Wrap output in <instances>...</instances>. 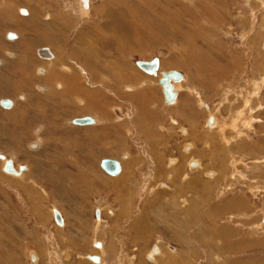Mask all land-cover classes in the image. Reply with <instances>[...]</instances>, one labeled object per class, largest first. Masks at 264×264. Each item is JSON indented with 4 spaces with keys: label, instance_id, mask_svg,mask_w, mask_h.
Instances as JSON below:
<instances>
[{
    "label": "rangeland",
    "instance_id": "1",
    "mask_svg": "<svg viewBox=\"0 0 264 264\" xmlns=\"http://www.w3.org/2000/svg\"><path fill=\"white\" fill-rule=\"evenodd\" d=\"M1 1L0 6H5L8 2V0ZM16 1L11 0L10 4H14ZM21 1L24 4H21L22 7L17 13L23 16L20 11L26 10L28 12L27 9H31V7L27 2L28 0ZM91 1L94 4L91 16L88 15L90 11H85V15L83 14L78 0H34L33 3L35 6L39 4L42 6V9L37 14L39 17L37 18L40 21L45 23L47 21L48 23L52 22L51 24L53 25L55 21L65 23V27L61 30L64 38L62 46L67 51L64 58V66L70 67L75 72L73 92L79 98L76 102L69 99L71 103L69 108L61 105L63 108L60 111V108L52 107L44 94L38 91L37 86H43V82L38 78H34V75L37 77L35 71L41 65L38 62L41 60V57L37 55V50L49 48L50 46L43 44L35 36L37 33L34 31L33 35L28 36L32 37V39L36 38L32 40V42H35L33 52L22 61H28L29 64L26 63L25 70L19 71L16 69L19 64L18 61H13V58L7 56L6 53L11 52L14 54L19 51L9 44L11 41L7 39V34L15 32L19 38L18 34L20 32L17 28L15 30H8L14 28H9L0 20V44L6 45L4 50H0V61L6 63L3 68L0 67V100L7 98L22 104L23 101L20 99L23 95L20 94H24L32 97V101H29V106L30 104H34L35 106H39L40 104L42 106L47 105L48 110L52 107L49 111L54 115L52 116L49 111H43L42 113L41 109L35 111L29 107L31 115H29L28 120L26 119L22 123L23 120L19 112L13 115L14 117L6 119L4 115L5 109L0 105V154H5L7 158H12L16 168L21 165L28 167V169L30 168L27 172L25 171V174L28 176H20V182H15L13 179L9 180L10 177L7 175L9 173H6L3 167H1L2 159H0V220L5 223L0 222V230L6 233V235L3 234V237H6V239L2 240L3 237L0 238L2 242H0V245L3 244L5 247V255L2 256L0 252V264H35L29 258L31 252L37 253L40 257V261H37L38 264H71L73 263L71 260L79 262L82 261V256L85 254H92L94 241L105 240L111 243L113 241L112 238H116L117 240L114 242L117 254L115 251H112V254L117 256L118 260L121 259L119 261L121 264H129V260L133 262V256H135V264H146L149 262L146 258L147 252L151 246L158 243H168L180 249L182 251L181 254L185 253L187 249H183L184 247L178 241L152 229V226L158 225L161 229L165 225L162 222L166 220L164 219V209L168 208L167 204H164L166 207L164 206L165 208L162 210L160 198L163 196L156 195L162 189L159 186V182L163 185L168 184L171 186V190L176 189L174 187L175 182L168 176L171 166L167 162L173 158L180 160V172H185L188 176L187 178H183V180L181 179V181L179 179L180 182L177 184L182 187H179L178 192H176L178 194L181 193L179 196L182 198L185 196L184 198L192 202L188 208H193L194 211L185 212L184 220L185 224L188 221L194 227L189 230L187 235L199 241L201 239L200 235L207 234L206 241L208 242V237L211 234L204 233V230L210 228L215 232L217 231L216 233L219 238L225 237L224 233L230 234V238L242 233L243 242L247 241L248 244L243 246V251L232 252V250L227 251L228 246L236 244L233 243L236 239L233 241L231 239L221 240L219 242L221 248H218V246L217 248L213 247L209 249L205 244L196 245L194 243L195 245L192 244V249L195 251L189 249L192 251L190 255H193L190 258V264H224V262L228 264V262L231 263L232 261L244 264H254L258 261L264 262V219L261 221L264 218V49L262 48V42L264 41V0H249L250 5L247 4V0H213V4H209L206 8L207 13L201 10V5L193 6L201 0H194L192 3L183 1V3L181 2L183 7L179 4V0H174L176 6L168 5L167 0H143V2L142 0H137L138 3L135 0H125L131 6L129 8H125V4L122 6L126 10L124 8L122 10L121 8L123 17L119 21V29H116V24L111 25L109 23L110 14L107 13L109 10L112 11L113 8H119L121 5L107 4L108 0ZM214 1L217 5H215ZM186 5H189L191 8L187 12H199L198 17L200 18V22L198 25L201 24L206 30L203 32V36H196L188 39L191 41L187 39L186 41L177 32L174 34L175 37L164 34V25L167 27L174 20L176 25H179L186 33L189 31L186 26L189 24L188 21L191 17L186 16V9L184 8ZM35 6H33V9L36 8ZM23 7H27V9ZM133 7L138 10H135L137 12L135 14L148 19L146 20L147 24L142 23L139 19H135L133 22V17L130 16L129 18L125 14L130 8L134 10ZM253 9H255L257 14L255 20H253L252 16ZM97 10L102 13L103 18L107 21L110 33H116L119 41L122 40L123 43L128 44L122 55L110 53L98 60H101L106 66L112 65L111 61L120 63L121 66H125L128 69L135 82L141 80L142 83L147 84L145 88L149 87L153 89L151 92L153 94L150 96L151 99L148 98L146 103H142L143 107H139L138 110L141 112L147 107L149 113H157L156 116H153L155 117V121L153 120L149 123V133L151 134L147 136L144 134L145 138H142L141 135L143 134L136 132L134 127L133 130L126 128L120 129L119 132L110 130V132H106L105 134H102L103 128H99L100 130L102 129L101 131H98V129L95 133L91 132L90 136L99 135L101 136L100 138L106 137L107 143L110 144L104 142L105 147L103 149L101 144H97L96 141H86L82 133L77 134L75 131H82L86 127H84L85 125H78L77 127V124H74V120L92 115L99 117L97 113L101 111V115H107L113 123L121 122L124 125L129 120L128 122L132 121L136 126L134 119L137 118L138 111L134 106L136 104L129 100L131 98L128 93L129 91H125V87L130 86L127 80L124 82H110L104 80L105 78L100 76L102 74L100 73L101 79L99 83L101 85L90 87L82 81L81 77L83 78V73L78 71L79 66L74 62L75 59L71 60L69 57L74 40H78V33L83 27L86 28L91 21L103 24L101 17L95 15L94 11ZM147 10L149 11L147 12ZM171 12L178 16H175V19L174 17H169L173 16ZM78 14L81 15L78 16ZM155 17L159 19L169 18H167L168 22L166 20L162 22L155 19ZM32 21L37 25L34 16ZM138 24L142 25L141 29L143 31L139 29L140 26ZM149 24L154 26L155 29H160L162 33L157 34L155 29L149 28ZM123 27L129 29L131 33L127 34ZM133 33H136V38L133 37ZM245 34L247 36L243 40L241 37ZM140 43L143 48L140 51H136ZM49 49L52 51L51 47ZM52 52L57 55V59L63 58V54H59V47ZM155 57L160 59L162 63L167 62L164 64L166 65L165 68H162L164 72L166 70L177 69L179 72L190 77L189 83L186 82L182 84V87L178 86L176 88L180 99L174 105L170 106L165 103L159 80L153 77L148 78V76L153 75L145 73L136 66L137 61H151ZM176 62H180L182 65L175 67ZM169 63L173 65L169 67ZM27 69L29 72H32L33 77L26 71ZM3 77L9 81V86L4 85L5 83L2 81ZM22 78L24 83L21 82ZM84 78L86 77L84 76ZM14 83L27 86H25V90L20 91L21 88H19L14 93L12 87ZM110 85L119 89V94H116L118 98H115L109 92L112 89ZM133 85H135L133 86L134 88L138 86L136 84ZM81 87L84 91L93 93L92 96L100 95L103 105L93 103V107H91L88 102H86V106L84 102L82 104L80 97L84 93L81 91ZM136 89L137 92H140L142 88L137 87ZM192 90L200 93L207 105L211 106L221 122L223 121L222 125L228 126L225 138L217 132L209 131L204 126L208 113L201 109L198 103L199 99L195 97L197 93L195 94ZM39 92L43 94L41 99L37 101L33 100L34 98L37 99ZM134 95L132 98L135 100L138 95L136 93ZM224 96H226L228 101L224 100ZM92 98L94 99V97ZM247 99H250L255 107H259L253 114L244 111V103ZM181 100L182 102H180ZM186 100H188L187 103ZM54 103H57V101H54ZM129 103H132L133 106L128 105ZM257 103L260 106H256L258 105ZM26 105L27 103L22 104V107L27 108ZM180 105L183 106L184 112L179 111ZM241 107L243 109L242 115L240 113ZM62 109L65 111V114ZM237 109L239 110L238 112ZM191 110L194 111V121H191L195 122V125L197 124L196 130L200 131L199 134L205 138L206 142L197 141L192 135L185 137L179 131V127L181 126L189 128L188 123L183 121L185 114L181 117L179 115L185 112L187 115H191ZM48 114L50 117H48ZM63 115H66V117ZM172 117L175 118L173 120L179 121L180 124H173L171 121ZM237 119L238 122L236 123L235 120ZM47 120L54 121L55 125L67 127V130L64 134L51 135L52 133L44 128L43 138L47 139L46 141L50 143H45V148L39 151V153H31L30 151L32 150L30 149L29 142H37L35 140L41 131V126L43 124L49 126ZM14 121L17 122V125ZM71 121L72 124H70ZM107 121L105 126L111 123L109 119ZM8 129L11 132L23 133L22 136L18 134L19 136L16 137L17 143L21 139L18 145L20 149L16 148L18 146L13 145L11 140H7V131L10 132ZM55 133L53 132V134ZM246 133L250 138L244 137ZM239 134H242V138L238 139ZM83 135H85V132H83ZM53 136L54 138L50 141V138ZM109 136H113L115 143H113L114 139L109 138ZM56 140L60 142L56 144ZM69 140L74 143L69 144ZM186 143H195L194 151L197 153L203 152V154H194V157H190L201 160L202 165L199 164L198 168H191V162L188 164V154L183 150ZM79 145L81 146L78 147ZM65 148H68L69 152L67 150L66 153ZM129 153L132 160L136 159V161L133 163L132 174L134 177H127L128 179H126L125 183L128 185L126 184L122 187L123 189L130 188L131 190V194H129V190L124 189L125 194L127 193V198L126 200L125 198L123 199L127 204H123L125 201L121 200L116 191L114 192L109 188L111 185L107 182L110 178L115 177L106 174L103 168L100 169L99 161L101 158H112L120 161L123 156L127 159ZM126 159L125 162L127 163L129 158ZM139 159L141 162L138 161ZM90 160H92V164ZM153 160L156 165H154ZM78 164L87 168L83 172L89 175L91 179L89 176L84 178V181L80 180V178L75 181L67 178L70 174H77L79 171L76 170ZM159 171H161L162 176H159ZM207 171H215L216 175L212 172L208 174ZM98 174L106 175V178ZM127 175L129 176V173ZM125 183L122 182V184ZM28 187L33 189L35 194L29 195V193H26L24 189ZM89 190H92V193H89ZM84 191L86 194L83 196ZM141 195L143 198H141ZM164 200L166 202L173 201L168 196L162 198V202ZM33 206H37L40 212L34 211ZM144 207L145 209L147 207V211L149 212V217H144L149 218L146 219V228L150 232H148L145 240L143 239L145 235L141 233V230H138L141 241H135L133 232L129 231V225L137 216L132 218L130 216L134 211L136 213L139 209L142 211ZM53 209L64 213L67 218L66 228L61 230L57 228L56 222L51 216ZM100 209L103 212L102 218L105 222V227L97 233L94 223L101 218L96 213ZM109 211H113V214H109ZM77 218L80 219V224L83 222L84 226H75L79 222L76 220ZM143 223L142 220V226H144ZM80 227L85 228L80 231L77 229ZM4 228L8 229L5 230ZM223 230H225L224 233ZM11 233L13 236H11ZM150 234L152 235L150 236ZM1 249L2 246H0ZM213 249H215L214 252ZM211 252L213 253L211 254ZM11 256L13 259H11ZM13 260L17 262L14 263ZM112 263L116 264V262ZM157 264H160V261Z\"/></svg>",
    "mask_w": 264,
    "mask_h": 264
},
{
    "label": "bare ground",
    "instance_id": "2",
    "mask_svg": "<svg viewBox=\"0 0 264 264\" xmlns=\"http://www.w3.org/2000/svg\"><path fill=\"white\" fill-rule=\"evenodd\" d=\"M1 1V0H0ZM136 1V3H138V1L137 0H135ZM140 1V0H139ZM168 1V5H174V6H176V4L174 3V0H167ZM176 1H178V0H176ZM183 1L184 2H189V3H192V2H194V0H179V4L183 7V5H182V3H183ZM199 1V0H198ZM213 0H201V1H199L198 2V4H194L193 6H200L201 7V10H204L205 11V13H207V6H209V4H213V2H212ZM2 2V1H1ZM10 2H11V0H8V2H7V4L5 5V6H0V20L2 21V22H4L9 28H14V29H8V30H15L16 28H17V30L20 32L18 35H19V38H18V36L15 34V32H14V34L16 35V38L15 39H8V34H7V39L9 40V41H11V42H9V44H11L12 45V47H15L17 50H19L17 53H11V52H8V53H6L7 54V56H9V57H11V58H13L12 60L13 61H18V65H17V68L16 69H18L19 71H23V70H25L26 69V63L27 64H29V62L27 61V62H22V61H24L23 59H25V57L27 58V57H29L30 55L29 54H31L32 52H33V47L35 46L34 45V43L35 42H32V40L33 39H36V38H33L32 39V37L30 38V37H28V36H31V35H33L34 33V31L37 33V35H35V36H37V38H39L40 40H41V42H43V44H45V45H48V46H50L51 48H52V51L54 50V49H56V48H60V52H59V54H63V58H58L57 59V55H55L52 51H51V49H49V48H46L47 50H43V51H41V49H36L37 50V55H39L40 57H41V60H39L38 62H40L39 64H41V65H39V68H37V70L35 71L37 74H36V76L37 77H35V75H34V78H38L40 81H42L43 82V86H37V88H38V91H41L43 94H44V96L46 97V99L48 100V102H50L51 104V106L53 107H56L57 109H59V111L61 110V108H63V106L65 107V108H69V106L71 105V103H70V101H69V99L70 100H73V102H74V100H75V102L78 100V98H79V96H77V95H75L74 94V92H73V89H74V71H73V69H71L70 67H68V66H64V58H65V56H66V53H67V51H65V49H64V47L62 46L63 45V43H62V40L64 39L63 38V36H62V32H61V30H62V28L63 27H65L64 25H65V23H63V22H61V23H59L58 21H55V23H54V25L53 24H51L50 22L48 23V21L45 23V22H43V21H40L38 18V16H37V14L39 13V11L42 9V6H41V4H39L38 6H35L33 3H34V0H28L27 2H28V4H29V6L31 7V9L29 8V9H27V7H23V8H26L27 10H28V12H29V15H28V12L26 11V10H24L25 11V13H23L22 11L23 10H21L20 11V13H21V15H23V16H20L18 13H17V11L22 7L21 6V4L23 3L24 4V2H22L21 0H17L16 2H14V4H10ZM78 2L80 3V7L82 8V10H83V14L85 15V11H90L89 13H88V15L89 16H91V13H92V6L94 5L93 4V2L91 1V0H78ZM142 2H143V0H142ZM182 2V3H181ZM91 3V4H90ZM146 3V2H145ZM214 3H215V5H217L216 4V2L214 1ZM250 3V1L249 0H247V4H249ZM76 4V3H75ZM107 4H112V5H121V6H119V8H113L112 9V11L111 10H109L108 11V13L107 14H110V17H109V23L112 25V24H116V29H119L120 28V24H119V21L121 20V18L123 17L122 16V11H121V8H122V6L124 5V6H126L125 8H129L131 5H130V3L127 1H125V0H113V1H111V0H108V2H107ZM135 4V3H134ZM223 4V3H222ZM77 5V4H76ZM142 5H144V4H142ZM151 5V4H150ZM189 5H191V4H189ZM189 5H186V7H184L185 9H186V16L187 17H191L190 18V20L188 21L189 22V24L186 26L187 27V29L189 30L187 33L184 31V30H182L181 29V27L179 26V25H176V23L174 22V21H172V23H170L171 25H169V26H171V27H169V26H167V27H165V25H164V28H165V33L164 34H166V35H168V36H171V37H175V35L174 34H176V32L179 34V35H181L185 40L187 39H190V38H194V37H196V36H199V37H201V36H203V32H205L206 30H205V28L201 25V24H199L198 25V23L200 22L199 21V17H198V13L199 12H190L189 13V11L187 12V10L188 9H191L190 8V6ZM250 5V4H249ZM18 6H20L19 8H17ZM33 6H35L36 8L35 9H33ZM79 6V5H78ZM192 6V5H191ZM264 6V5H263ZM136 7V6H135ZM150 7V6H149ZM17 8V9H16ZM77 8V7H76ZM124 8V7H123ZM123 8H122V10H123ZM124 8V9H125ZM151 8V7H150ZM197 8V7H196ZM72 9V8H71ZM133 9L134 10H132L131 8H130V10L128 11V12H125V14L130 18V16L131 17H133V22H134V20L136 19H139V20H141V22L142 23H146L147 24V22H146V20H148L146 17H143V16H140V15H138V14H135V13H137V12H135V10H136V8H134L133 7ZM193 9H195V8H193ZM15 10H16V12H15ZM75 10V9H74ZM126 10V9H125ZM151 10V9H150ZM136 11H138V10H136ZM149 10H147V12H148ZM152 11H153V9H152ZM183 11V10H182ZM253 12H252V16H253V20H255V16L257 15L256 14V11H255V9H253L252 10ZM42 12V11H41ZM52 12V11H51ZM95 12V15H99L100 17H101V21H103L102 23L103 24H98V23H96V22H89L88 23V25H87V27L85 28V27H83V29L82 30H80L79 31V33H78V40H74V45L72 46V48L70 49L71 51H70V54H69V57L71 58V60H74L75 59V63H76V65H78L79 66V70L78 71H80L81 73H83L82 74V76H83V78L81 77V79H82V81H84L86 84H88L90 87L91 86H98V85H101L100 83H99V81H100V79H101V77L100 76H103L105 79L104 80H108V81H118V82H124V81H128L129 82V85L130 86H126L125 87V91H129L128 93L130 94V101L131 102H133L134 104H136V105H134L135 106V108L137 109V111H138V113H137V118H135L134 119V122H136V126H135V124L131 121V122H126V123H124V125H123V123H117V122H112V120L107 116V115H105V116H103V115H101L102 114V112L100 111V112H98L97 114L99 115V117H100V119H99V117H97V116H84V117H90V118H92V120H93V123H88V124H83V125H85L84 127H86L84 130H82V131H75L77 134L78 133H82V136H83V138H86V141L88 140H90V141H92V142H94V141H96L97 142V144L99 143V144H101V146H102V149L105 147L104 146V142L105 143H107V139H106V137L105 138H100L101 136H99V135H94V137L93 136H90L91 135V132H93V133H95V131H97L99 128H103V133L102 134H105L106 132H110V130H114V131H116V132H119V130L120 129H132L133 130V127L135 128V130H136V132H139L140 134H143V135H141V137L143 138H145V136H144V134H146V136L148 135V134H151V133H149V123H151L154 119H155V117H153V116H156L157 115V113L156 114H154L153 112H151V113H149L148 111H149V109L146 107V109H143L141 112H140V110H138V108L139 107H143L142 106V103H146L147 101H148V98H150L151 99V94H153V93H151L152 91H153V89H150L149 87L148 88H145V87H147V84H144V83H142L141 82V80H137L136 82L132 79L133 77H132V75L128 72V69L125 67V66H121V64L120 63H117L116 61H111L112 62V65L111 64H109L110 66H106V65H104L103 64V62H101V60L99 61L98 59L99 58H101L102 56H105V55H108V54H110V53H113V54H120V55H122L123 53H124V51H125V49H126V47L128 46V44L127 43H123L122 42V40L121 41H119L118 40V38H117V34L116 33H114V34H111L110 33V31H109V29H108V23H107V21L103 18V16H102V13H100V12H98V10L97 11H94ZM116 12V13H115ZM169 12V11H168ZM203 12V11H202ZM75 13H77L76 11H75ZM80 13V12H79ZM204 13V12H203ZM41 14V13H40ZM43 14V13H42ZM119 14H121L120 16H118ZM182 14H184V13H182ZM79 15H81V14H78V16ZM147 15V14H146ZM170 15V14H169ZM171 15H173V16H169V17H174V19H175V16H176V14H173L172 12H171ZM33 16H34V18H35V21L37 22V25H36V23H33V21H32V19H33ZM43 16V15H42ZM118 16V17H117ZM156 16V15H155ZM165 16V15H164ZM178 16V15H177ZM176 16V17H177ZM38 17V18H37ZM51 17V16H50ZM81 17V16H80ZM79 17V18H80ZM152 17V16H151ZM169 17H167V18H169ZM150 18V17H149ZM167 18L165 17V18H162V19H159L158 17H155V19H158V20H160V21H162V22H164V20H166L167 21ZM50 19V18H49ZM53 19H55L54 17H53ZM65 19V18H64ZM153 19V18H152ZM116 20V21H115ZM113 21H115L114 23H112ZM159 21V22H160ZM83 22V21H82ZM81 22V23H82ZM156 22V21H155ZM158 22V23H159ZM168 22V21H167ZM3 23V24H4ZM63 23V24H62ZM77 23V22H76ZM75 23V24H76ZM140 23V22H139ZM141 23V24H142ZM150 23V22H149ZM2 24V25H3ZM167 24V23H166ZM139 25V24H138ZM155 25V24H154ZM168 25V24H167ZM140 26V25H139ZM142 26V25H141ZM141 26H140V30H142L141 29ZM144 26V25H143ZM149 28H151V29H155V27L154 26H152L151 24H149ZM144 28V27H143ZM148 28V27H147ZM146 28V29H147ZM76 29V28H75ZM78 29V28H77ZM123 29L126 31V33L127 34H130L131 32H130V30L129 29H127V28H124L123 27ZM133 29V28H132ZM135 29V28H134ZM156 30V32H157V34L158 33H160L161 31H160V29H155ZM143 31V30H142ZM145 31V30H144ZM147 31V30H146ZM153 31V30H152ZM9 32V31H8ZM136 32V31H135ZM155 32V33H156ZM10 33H12V32H10ZM17 33V32H16ZM153 33V32H152ZM162 33V32H161ZM139 35V34H138ZM149 35V34H148ZM93 36V37H92ZM247 35L245 34V35H243L241 38L243 39V40H245V37H246ZM133 37H135L136 38V33H133ZM18 38V40L17 41H15L16 39ZM76 38V37H75ZM142 40V39H141ZM151 40V39H150ZM186 40V41H187ZM188 41H191V40H188ZM126 42V41H125ZM62 43V44H61ZM189 43H191V42H189ZM10 45V46H11ZM34 45V46H33ZM192 45V44H191ZM264 41L262 42V48L264 49ZM6 47V45L4 44L3 46H1L0 45V50H4V48ZM143 47H142V45H141V43L139 44V47H138V49L136 50V51H140L141 49H142ZM189 48H191V47H189ZM81 49H85V50H81ZM186 49V48H185ZM196 50V49H195ZM260 53V52H259ZM19 55V56H18ZM28 55V56H27ZM184 59V58H183ZM45 60H47V61H45ZM69 60V59H68ZM77 60V61H76ZM190 60V59H189ZM35 61V60H34ZM163 62H165V61H163ZM173 62V61H172ZM165 63H167V62H165ZM165 63H162V61H160V59H159V68H158V70H157V72H156V74H154L153 76H148V78H150V77H153V78H155V79H157V80H159L158 82H159V84H160V81H161V79L163 78V73H167V72H169V71H171V70H166V72H164L163 70L164 69H162V68H165V66L166 65H164ZM5 62H1L0 61V67L1 68H3L4 66H5ZM127 64V63H126ZM173 64H171V63H169V67L170 66H172ZM182 65V63H180V62H176L175 63V67H179V66H181ZM136 66H137V64H136ZM124 67H125V69H124ZM128 67V66H127ZM138 67V66H137ZM140 69V68H139ZM176 69V68H175ZM142 70V69H141ZM28 73H30L31 75H32V77H33V74H32V72H29V70L27 69L26 70ZM75 71H76V69H75ZM143 71V70H142ZM172 71H178L179 72V70H173L172 69ZM145 72V71H144ZM67 73H70V74H72L71 75V77H69V75L70 74H67ZM100 73H102L101 75H100ZM146 73V72H145ZM179 73H181L182 74V76H183V79L181 80V81H171V83L173 84V86H174V91H176V88L178 87V86H180V87H182V84H184V83H186V82H188V80H190V77L188 76V75H185L184 73H182V72H179ZM10 74V73H9ZM148 74V73H147ZM100 75V76H99ZM150 75V74H149ZM84 76L86 77V78H84ZM7 77V76H6ZM2 81H4V85H8V84H10L9 83V81L6 79V78H4L3 77V80ZM151 81L153 82V80L151 79ZM156 81V80H155ZM21 82H23L24 83V80H23V78L21 79ZM104 82V81H103ZM107 82V81H106ZM131 82V83H130ZM143 82H146V81H143ZM190 82V81H189ZM188 82V83H189ZM94 83V84H93ZM109 84V83H108ZM133 84H136V85H138L137 87H140V88H142V89H140L141 91L139 92H137V87L136 88H134L133 86H135V85H133ZM214 85V84H213ZM9 86V85H8ZM25 86H27V85H25ZM25 86L23 85V84H19V83H14L13 85H12V87H13V91H14V93H16L17 92V90L19 89V88H21V90L20 91H22V90H25L24 88H25ZM111 87H112V91L111 90H109V92L111 93V95L113 94L114 96H115V98H118L117 97V93H118V91H119V89H117L115 86H112V85H110ZM160 86H161V89H162V93H163V87H162V85L160 84ZM184 86V85H183ZM189 87V86H188ZM103 88V87H102ZM110 89V88H109ZM253 89H254V87H253ZM52 90H54L53 92H52ZM138 90H139V88H138ZM195 90H197V89H195ZM195 90H192V91H194L195 92V97L196 98H198L199 100H198V103H199V105H200V107H201V109L202 110H204L205 112H207L208 113V117L206 118V121H205V124H204V126L209 130V131H213V132H217V133H219V135H222L224 138H225V132L227 131V128H228V126L227 125H225V126H223L222 125V122H221V120L219 119V117L217 116V114H215L214 113V111H213V109H212V107L211 106H209V105H207V103H206V101H204V99H203V97L200 95V93H198L197 91H195ZM81 91L84 93L83 94V96H81L80 97V101L82 102V104H83V102L85 103L84 105L86 106V102H88L89 103V106H91V107H93V103L94 104H101V105H103V101H101V99H102V97L100 96V95H95V96H92V94L93 93H91V92H88V91H84V89L81 87ZM134 91H136V92H134ZM223 91V90H222ZM177 92V91H176ZM20 93H22V92H20ZM134 93H136L138 96L136 97V99L134 100L132 97H134L135 95H134ZM43 94H40V92H39V95H37L38 97H37V99H33V100H35V101H37V100H40L41 99V96L43 95ZM119 94V93H118ZM177 98H176V100H175V102L173 103V104H167L166 103V101H165V103L167 104V105H174L177 101H179V93L177 92ZM20 95H23V96H21V101H23L22 102V104H26L27 103V105H26V107L27 108H24V107H22V104H20V102H17V101H15V100H10V99H7V100H10L11 102H12V104L9 106V107H3L4 109H5V111H4V115L6 116V119H10V118H12V116L13 115H15L16 113H18L19 112V115L22 117V120H23V122L22 123H24L25 121H26V119L28 120L29 119V115H31V113H30V111L31 110H37V109H41V112L43 113V111H49V110H51V108L48 110V108L46 107V106H42L41 104L39 105V106H35L34 104H30V106H29V101H32V97L31 96H27V95H24V94H20ZM19 96V95H18ZM92 97H94V99H95V101H94V99L92 98ZM163 97H164V93H163ZM225 98H224V100L226 101L227 100V98H226V96H224ZM237 97V96H236ZM1 99V98H0ZM6 99H3V100H6ZM17 100V99H16ZM46 100V101H47ZM164 100H165V98H164ZM54 101H57V103H54ZM228 101V100H227ZM47 102V103H48ZM180 102H182V100L180 101ZM188 102V100H186V103ZM36 103V102H35ZM60 103H62V104H60ZM258 104V103H257ZM0 105H1V100H0ZM61 105H63V106H61ZM128 105H132V103L130 104H128ZM147 105V104H146ZM133 106V105H132ZM181 106V105H180ZM179 106V111L180 112H184L183 110H184V108H182L183 106H181L180 107ZM256 106H260L259 104L258 105H256ZM29 107L31 108V110L29 111ZM169 107V106H168ZM55 108V109H56ZM170 108V107H169ZM54 109V110H55ZM130 109H132V108H130ZM259 109V107H255L252 103H251V101H250V99H247L246 101H245V103H244V111H246V112H248V113H250V114H253V113H255L257 110ZM194 110V109H193ZM193 110H191V115H187V113L185 112V113H182V114H180L179 116L181 117V116H183L184 114H185V116H184V122H186V123H188V125H189V128H187V127H183V126H181V127H179V131L185 136V137H189V136H193V138L195 139V140H197V141H203V142H206V140H205V138L204 137H201V135L199 134L200 133V131L199 130H196L197 129V127H196V125L192 122V121H194V111ZM219 110V109H218ZM35 111H33V112H35ZM58 111V110H57ZM62 111H63V109H62ZM144 111V113H142ZM239 110L237 109V112H238ZM50 112V111H49ZM53 112V111H52ZM54 112H56V111H54ZM65 111H63V113H64ZM68 112H69V110H68ZM47 113V112H46ZM51 113V112H50ZM62 113V114H63ZM149 113V114H148ZM240 113H241V115L243 114V109H242V107H241V109H240ZM44 114H45V112H44ZM52 114V116H54L53 115V113H51ZM65 114V113H64ZM144 114V115H143ZM148 114V115H147ZM18 115V116H19ZM36 115V114H35ZM38 115V114H37ZM91 115V114H90ZM64 116V115H63ZM129 116V115H128ZM10 117V118H9ZM14 117V116H13ZM16 117V116H15ZM36 117V116H35ZM38 117H40L39 115H38ZM48 117H50V115L48 114ZM64 117H66V115L64 116ZM83 117V118H84ZM209 117H213V119H214V121H213V123L211 124V126H209L208 125V118ZM42 118H44V117H42ZM56 118V117H55ZM104 118H106V120H104ZM173 118L174 117H172V119H171V121H172V123L173 124H180L179 123V121H176V120H173ZM16 119V118H15ZM52 119V118H51ZM54 119V118H53ZM60 119V118H59ZM107 119H109L110 121H111V123L110 124H108L107 126H105L106 125V123L108 122L107 121ZM151 119V121L149 122V120ZM161 119V118H160ZM175 119V118H174ZM197 119V118H196ZM12 120V119H11ZM45 120H46V117H45ZM132 120V119H131ZM156 120L157 121H159V119L158 118H156ZM192 120V121H191ZM7 121V120H6ZM17 121H19V120H17ZM48 121V120H47ZM60 121V120H59ZM155 121V120H154ZM16 121H14V123H15ZM160 122H162V121H160ZM235 122L237 123L238 122V119L237 120H235ZM12 123V122H11ZM48 123H49V126H45L44 124V126L42 125L41 126V131H40V133L37 135L38 137L36 138V140L35 141H37V142H35V143H33L34 141H31V142H29V144H30V149L32 150V151H30L31 153H34V154H37V153H39V151H41V150H43V148H45L44 147V145H45V143H50V142H48V141H46L47 139H44L43 138V129L44 128H46V129H48V132H50V133H52L51 135H58V133L59 134H64L65 133V131L67 130V127H61V126H58L57 124L55 125L54 124V121H48ZM57 123V122H56ZM117 123V124H116ZM225 123V122H224ZM70 124H72V121L70 122ZM75 124V123H74ZM16 125H17V122H16ZM19 125H22V124H19ZM87 125V126H86ZM134 125V126H133ZM88 126H91V127H88ZM7 127V126H6ZM76 127V126H75ZM77 127H78V124H77ZM94 127V128H93ZM130 127V128H129ZM195 127V128H194ZM248 127V126H247ZM56 128V129H55ZM19 129V128H18ZM40 129V128H39ZM9 130V129H8ZM102 130V129H101ZM100 129L98 130V131H101ZM7 131V130H6ZM10 132H8L7 131V140H11V142H12V144L13 145H19V142H20V140L21 139H19V142L17 143V136H22V132L21 133H17V132H11V130H9ZM38 131V130H37ZM55 131H56V133H55ZM53 132L55 133V134H53ZM83 132H85V135H83ZM116 132H114V133H116ZM92 133V134H93ZM97 133V132H96ZM113 133V134H114ZM19 134V135H18ZM98 134H99V132H98ZM66 135V134H65ZM101 135V134H100ZM109 135H111V134H109ZM114 135H116V134H114ZM138 135V134H137ZM104 136V135H103ZM158 136V135H157ZM120 137H121V135H120ZM152 137V136H151ZM244 137H246V138H250V136L246 133L245 134V136ZM243 137V138H244ZM54 138V136L52 137V138H50V141L52 140ZM108 138V137H107ZM109 138H113V136L112 137H110L109 136ZM238 139L239 138H242V134H239L238 135V137H237ZM56 139V138H55ZM54 139V140H55ZM114 139V138H113ZM124 140V139H123ZM226 140V139H225ZM249 140V139H248ZM112 141V140H111ZM55 142V141H54ZM58 142H60V141H58V140H56V144L58 143ZM236 142H238V141H236ZM32 143V144H31ZM73 144L74 142L73 141H71V140H69V144ZM102 143H103V145H102ZM113 143H115V139H114V142ZM107 144H110V143H107ZM117 144V143H116ZM76 145H78L77 143H76ZM95 145V144H94ZM114 145V144H113ZM197 145V144H196ZM229 145V144H228ZM63 146V145H62ZM81 145H79L78 147H80ZM99 146V145H98ZM118 146V145H117ZM149 146V145H148ZM65 147H66V145H65ZM230 147V146H229ZM16 148H18V149H20V146H18V147H16ZM97 148V147H96ZM194 148H195V143H186L185 144V146L183 147V150H184V152H186V154H188V164L190 163V162H192V161H196L198 164H197V166L195 165V166H192L191 165V163H190V167L191 168H198L199 167V164L200 165H202V163H201V160H199V159H196V158H193L194 157V154H203V152L202 151H200L201 153H197V152H195L194 151ZM99 149V148H98ZM256 149V148H255ZM67 150H68V148L66 149L65 148V151H66V153H67ZM93 150V149H92ZM212 150V149H211ZM195 153H194V152ZM68 152H69V150H68ZM97 152V151H96ZM105 152H106V148H105ZM108 152H110V151H108ZM107 152V153H108ZM230 152V151H229ZM3 153V152H2ZM7 154V153H6ZM110 155H111V153H109ZM234 154V153H233ZM91 155H93V154H91ZM158 155H160V154H158ZM58 156V155H57ZM86 156H87V154H86ZM112 156V155H111ZM123 156V155H122ZM187 156V155H186ZM191 156H193L192 158H190ZM208 156V155H207ZM34 157H36V156H34ZM102 157V156H101ZM128 158V160L126 159V158H124V156L123 157H121V160L119 161L120 162V164H121V171H120V173H118V174H109V173H107L104 169V171H105V173L106 174H108V175H113L115 178H110L107 182L111 185V187H109V188H111V190L112 191H116V194L121 198V200L122 201H125L126 200V198H127V193L125 194V192H124V189H127V188H122V187H124L127 183H125L126 182V179H128V178H132V176H133V163L136 161V159H133L132 160V158H131V154L129 153L128 154V156H127ZM7 158V157H6ZM7 159H9V158H7ZM12 159V158H11ZM35 159H37V158H35ZM89 159V158H88ZM112 159V158H111ZM125 159L127 160V163L125 162ZM13 160V159H12ZM93 160V159H92ZM92 160H90L89 162L92 164ZM113 160H116V159H113ZM38 161H39V158H38ZM98 161V160H97ZM101 161H102V158L100 159V161H99V166L101 167L100 169H102V166H101ZM139 162H141V160L139 159L138 160ZM150 161H152V160H150ZM160 161L162 162V160H161V158H160ZM14 162V161H13ZM159 162V161H158ZM161 162H159V163H161ZM96 163V162H95ZM153 163H154V165H156V163L154 162V160H153ZM4 164H5V160H2V162H1V167H3V169H4ZM167 164L169 165V166H171L170 167V170H169V172H168V176H170V179L171 180H173L174 182H175V184H174V187L176 188L175 190H171V186H169L168 184H161L160 182H159V186L162 188L161 190H159L157 193H156V195H158V196H163L162 198H164V197H166V196H168V197H170V200H172L173 199V201L172 202H169V201H165L164 200V202H162V198H160L161 199V202L160 203H162L161 204V207H162V210L166 207L164 204H167V206H168V208L166 209H164L165 210V214H164V216H165V218L164 219H166L165 221H162L163 222V224H165L163 227H161V229H160V227H158V225L157 226H152V229H153V231H157V232H161L162 233V235H168L169 237H172V239H175L176 241H178L183 247V249H187V251L185 250V253H182L181 254V250L180 249H178L177 247H174V246H172V245H170V244H161V243H158V244H154L153 246H151V248L149 249V251L147 252V254H146V258H147V260L149 261V262H147V263H151V264H157L159 261H160V264H190V258H191V256H193V255H190L191 254V252L192 251H195V250H193L192 249V244H196V245H206L209 249L210 248H213V247H215V248H217L218 246V248H221V246H220V241L221 240H226V239H231L232 241L234 240V239H236V241H234L233 243H236V244H231L230 246H228V250L227 251H229V250H232V252H241V251H243V246L246 244V245H248L247 244V241H245V242H243V240H242V237L243 236H241L242 235V233H240V234H236V237H233V238H230V234H226V233H224V231L225 230H223V233H224V235H225V237H221V238H219L218 236H217V231L215 232V231H213L212 229H206V230H204V233H210L211 235L208 237V242L206 241L207 240V234H203V236H205L204 238H202L203 236H201L200 235V240L198 241V240H196V239H192L191 237H189L187 234H188V232H189V230H191L193 227H194V225L191 223V222H186V224H185V220H184V217H185V212L187 213V212H189V211H194L193 210V208H188L190 205H191V200L189 201L188 199H186V198H182L181 196H179L181 193H176V192H178V190H179V187H182V186H178V184L177 183H179L180 181H181V179L183 180V178H187L188 176H187V173L185 174V172H180V168H181V164H180V160H178V158H173V159H169V161L167 162ZM14 167L16 168V166L14 165ZM18 167V166H17ZM26 167V166H25ZM74 167V166H73ZM76 167V166H75ZM130 168H132L131 170H130ZM19 172H18V174H13V173H10V172H6V173H9V174H7L10 178H9V180L10 179H13V181H15V182H20L19 181V177L20 176H25V175H27V174H25L28 170H30V168L28 169V167H26L23 171H20V166L18 167V168H16ZM86 169L87 168H85V167H83L82 165H80V164H78L77 165V168H76V170H79L78 172H77V174H75V173H73V174H70L69 176H67V178L69 179V180H71V181H75V180H77V179H79L80 178V180L82 179V178H87V176H89V175H87V174H85V172H83V171H86ZM190 170H192V169H190ZM26 171V172H25ZM129 171V172H128ZM192 171H194V170H192ZM76 172V171H75ZM160 172V173H159ZM158 173H159V176H162V173H161V171H159ZM198 172V171H197ZM208 172V174H209V172H212L214 175H216V172L215 171H207ZM127 173H129V176L127 175ZM12 174V175H11ZM98 175H100V174H98ZM28 176V175H27ZM100 176H103L104 178H106V175L104 176V175H100ZM39 177V176H38ZM51 177V176H50ZM75 177V178H74ZM128 177V178H127ZM134 177V176H133ZM51 178H53V177H51ZM89 178L91 179V177L89 176ZM179 179H180V181H179ZM93 180V179H92ZM125 180V181H124ZM130 181V180H129ZM132 181V180H131ZM35 182V181H34ZM122 182L123 183H125V184H122ZM191 183V182H190ZM128 185V184H127ZM130 185V184H129ZM77 186H78V184H77ZM27 187V186H26ZM105 187V186H104ZM23 188V187H22ZM67 188V187H66ZM74 189V188H73ZM181 189V188H180ZM72 190V189H71ZM75 190V189H74ZM73 190V191H74ZM127 190H129V194H131L130 193V188H128ZM185 190V189H184ZM24 191L26 192V193H29V195L31 194L32 195V193L33 194H35L34 192V190L33 189H31L30 187H28V188H25L24 189ZM126 191V190H125ZM146 192V191H145ZM181 192V191H180ZM89 193H92V190H89ZM118 197V198H119ZM123 198H125V200L123 199ZM141 198H143L142 197V195H141ZM172 198V199H171ZM188 198V197H187ZM128 199H129V197H128ZM147 200V199H146ZM145 200V201H146ZM127 202H129V201H127ZM123 204H127L126 203V201H125V203L123 202ZM153 205V204H152ZM165 206V207H164ZM169 206H172V207H169ZM148 207V206H147ZM147 207H146V209H145V207H144V209L141 211L140 209L137 211V213L134 211L133 212V214L130 216V218H132V217H134V216H137L136 218H134V220H133V222H131L130 223V225H129V231L132 233L133 232V235L135 236V241H141L139 238H140V234H139V232H138V230H141V233H143V235H145V237L143 236V239H145V238H147V236H148V232H150L147 228H146V225H147V220L146 219H149V218H146V217H149V212L147 211ZM33 208H34V211L36 210V212H38L40 209L37 207V206H33ZM99 208H101V207H99ZM142 208V207H141ZM55 210H57V209H53V212H51L52 214H51V216H52V218H53V220H55ZM148 210H149V208H148ZM59 213H60V216L62 217V220H63V222H62V224L61 225H57L56 224V226H57V228H59L60 230L61 229H64V228H66L67 227V218H66V216L64 215V213L62 212H60L59 210H57ZM80 211H82V210H80ZM141 211V212H140ZM40 212V211H39ZM38 212V213H39ZM82 213V212H81ZM97 214H99L98 215V217L100 218H102V213L103 212H101V209H100V211L98 210L97 212H96ZM100 213H101V215H100ZM123 213V212H122ZM129 213V212H128ZM140 213V214H139ZM41 214V213H40ZM109 214H113V211H109ZM139 214V215H138ZM96 216V215H95ZM144 216H146V217H144ZM41 217V216H40ZM100 218V220H96V222L94 223V225H95V231L98 233L100 230H102V229H104V227H105V222H104V220H103V218L101 219ZM2 219V218H1ZM105 219V218H104ZM264 218H262L261 219V221L263 220ZM143 220V225L144 226H142V224H141V221ZM0 222L1 223H4V221H2V220H0ZM83 222H81V224L80 223H76V227H79V226H82L83 224H82ZM5 224V223H4ZM69 224V223H68ZM85 224V223H84ZM128 224V223H127ZM185 225H187V227H185ZM84 226V225H83ZM262 226V225H261ZM103 227V228H102ZM85 228V227H84ZM84 228L83 227H80V228H77V229H79L80 231H81V229H83L84 230ZM5 230L6 229H8V228H4ZM10 229V228H9ZM11 230V229H10ZM12 232V231H11ZM95 232V233H96ZM3 234L4 235H6V233H5V231L3 232L2 230H0V238L1 237H3ZM154 234V233H153ZM152 234H150V236H151ZM11 236H13V234L11 233ZM13 238V237H12ZM4 239H6V237H3V239L2 240H4ZM203 239H204V241H203ZM112 242L111 243H109L108 241L106 242L105 240H100V241H94L93 242V246H94V250H93V253L92 254H85L84 256H82V258L84 259H82V261H79V262H76V261H73V260H71L73 263H71V264H113L112 262H116V264H121V262H119L121 259H119L118 260V258H117V256H115L114 254H112V251H115V253L117 254V249L115 248V246H114V242L115 241H117L116 240V238H112ZM146 240V239H145ZM242 240V241H241ZM214 241H216L215 243H214ZM231 241V242H232ZM1 242V241H0ZM142 242H144V241H142ZM2 243V242H1ZM97 243H99V247H96V245L95 244H97ZM214 243V244H213ZM194 244V245H195ZM225 244V243H224ZM224 244H222V245H224ZM0 246H2V249L0 250V252L2 253V256L3 255H5L4 254V251H5V247H4V245L3 244H1ZM154 246H157L158 247V249H159V253L157 254V255H155L154 256V258L153 259H150L149 258V253L152 251V249H153V247ZM198 248V247H197ZM182 249V250H183ZM192 250V251H190V250ZM214 250L215 249H213V252H214ZM199 251V250H198ZM223 251H224V248H223ZM207 252V251H206ZM213 252H211V254L213 253ZM33 254V255H32ZM185 254V255H184ZM209 254V253H208ZM215 254V253H214ZM227 255V254H226ZM88 256H98L99 258H100V261L98 262V263H96V262H94V261H92L91 259H89L88 258ZM188 256V257H187ZM5 257V256H4ZM3 257V258H4ZM9 257V256H8ZM15 257V256H14ZM214 257H216L217 258V256H215L214 255ZM29 258H31V261L33 262V263H37L38 264V262L40 261V257L38 256V254L37 253H34V252H31L30 254H29ZM220 258V257H219ZM11 259H13V257L11 256ZM14 259H16V258H14ZM69 259V258H68ZM130 259V258H129ZM134 259H135V256H133V262L132 261H130L129 260V264H135L134 263ZM142 259V258H141ZM218 259V258H217ZM9 260V259H8ZM195 260V259H194ZM11 261V260H10ZM14 261V263L15 262H17L16 260H13ZM12 261V262H13ZM38 261V262H37ZM220 261H221V259H220ZM233 262V263H232ZM231 263H229L228 262V264H244V263H241V262H238V261H232ZM146 263V264H147ZM217 263V262H216ZM19 264V263H18ZM128 264V263H127ZM221 264V263H220ZM224 264H225V262H224ZM254 264H264V262H262V261H258V262H256V263H254Z\"/></svg>",
    "mask_w": 264,
    "mask_h": 264
},
{
    "label": "water",
    "instance_id": "3",
    "mask_svg": "<svg viewBox=\"0 0 264 264\" xmlns=\"http://www.w3.org/2000/svg\"><path fill=\"white\" fill-rule=\"evenodd\" d=\"M25 13V11H22ZM16 35L14 33H9L8 34V39H15ZM264 46V45H263ZM47 50L46 48H42L41 51ZM137 66L145 71L146 73L150 75L156 74L158 68H159V59L155 57L151 61H137ZM183 79V76L181 73L177 71H169L167 73H163V78L160 81V84L163 87V93H164V98L167 104H173L177 98V92L174 91V86L171 83V81H181ZM12 104L10 100H1V106L3 107H9ZM214 119L213 117L208 118V125H211L213 123ZM75 124L78 125H83V124H88V123H93L92 118L90 117H84V118H77L74 120ZM0 159L5 160L4 164V171L5 172H10L13 174H18V170L14 167V162L11 158L7 159L5 154H0ZM196 161H192L191 165L192 166H197ZM101 166L102 168L109 174H118L121 171V164L118 160H113L111 158H103L101 161ZM26 167L24 165L20 166V171H23ZM55 222L57 225H61L63 220L62 217L60 216V213L55 210ZM96 247H99V243L95 244ZM159 253V249L157 246H154L152 251L149 253V258L153 259L155 255ZM89 259L92 261L98 263L100 261V258L98 256H88Z\"/></svg>",
    "mask_w": 264,
    "mask_h": 264
},
{
    "label": "crops",
    "instance_id": "4",
    "mask_svg": "<svg viewBox=\"0 0 264 264\" xmlns=\"http://www.w3.org/2000/svg\"><path fill=\"white\" fill-rule=\"evenodd\" d=\"M0 45H1V44H0ZM1 46H3V45H1ZM93 128H94V127H93ZM81 180H83V181H84V178H83V179H81ZM99 186H100V185H99ZM72 189H73V188H72ZM85 191H86V190H85ZM85 191H84V192H83V194H82L83 196L86 194V192H85ZM82 195H81V196H82ZM89 195H90V194H89ZM89 195H86V196H89ZM72 220H74V219H72ZM76 220H77V221H79V222H77V223H80V219H79V218H77ZM74 221H75V220H74Z\"/></svg>",
    "mask_w": 264,
    "mask_h": 264
}]
</instances>
